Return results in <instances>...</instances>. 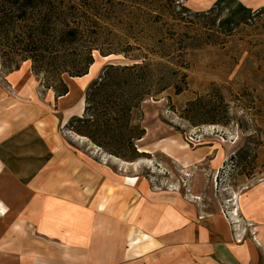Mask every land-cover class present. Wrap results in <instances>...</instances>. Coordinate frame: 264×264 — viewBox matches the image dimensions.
<instances>
[{
    "label": "rangeland",
    "instance_id": "obj_1",
    "mask_svg": "<svg viewBox=\"0 0 264 264\" xmlns=\"http://www.w3.org/2000/svg\"><path fill=\"white\" fill-rule=\"evenodd\" d=\"M62 1L73 10L69 21L77 20V15L79 26L89 29L88 43L82 46L98 49L89 76L50 74L36 57L34 65L23 63L18 73L13 69L16 61L7 62L0 56V99L7 98L5 109L12 112L10 131L14 130L8 135L12 140L5 144L23 146L27 139L42 135L51 140L50 156L64 144L74 154L120 164L89 138L77 134L78 129L129 161L118 159L136 164L132 170L142 173L154 188H180L186 195L197 190L209 208L219 203L222 210L235 207L247 180H264V7L248 8L229 24L225 23L228 0L221 7L216 6L218 0ZM237 1L244 6V0ZM9 6V0H0V18L2 9ZM33 20H15L16 46ZM3 37L0 28V41ZM87 52H81L82 59ZM110 52L113 54L105 56ZM139 58H145L144 67L126 80L118 78L126 84L113 98L110 93L118 86L116 82L92 98L89 115L94 121L89 125L78 122L72 130L75 117L88 118V92L105 69L132 66L140 63L135 61ZM44 62L47 66L50 59ZM10 72H14L12 79ZM62 82L69 92L56 99L64 90ZM49 84L56 88L48 90ZM118 99L122 103L128 100L131 112L122 116L115 105ZM1 119L8 121L0 116V126L5 123ZM7 132L0 129L3 135ZM206 148L229 151L219 171L208 166L214 153L201 163L187 161L188 152ZM135 151L142 156L133 160ZM10 159L19 167L8 165ZM21 163L20 156H0V228L16 223L11 218L12 205L26 195L25 188L16 187L18 181L26 182L21 170L33 165L22 167ZM228 165L235 167L228 170ZM22 227L30 226L24 222Z\"/></svg>",
    "mask_w": 264,
    "mask_h": 264
},
{
    "label": "crops",
    "instance_id": "obj_2",
    "mask_svg": "<svg viewBox=\"0 0 264 264\" xmlns=\"http://www.w3.org/2000/svg\"><path fill=\"white\" fill-rule=\"evenodd\" d=\"M244 1L247 9L264 7V0ZM0 101V116L8 118L1 119L8 134L0 133V156H20L22 167L33 165L21 170L26 182L17 183L26 195L12 205L16 223L0 228V264H264V180H247L238 192L240 226L256 233L255 240L248 233L237 243L220 204L209 208L197 190L186 195L154 188L132 170L135 164L109 154L121 163L74 154L64 144L50 156L51 140L42 135L23 146L5 144L14 133L12 112L5 109L7 98ZM213 153L208 166L219 171L229 151L188 152L187 161L201 163Z\"/></svg>",
    "mask_w": 264,
    "mask_h": 264
},
{
    "label": "trees",
    "instance_id": "obj_3",
    "mask_svg": "<svg viewBox=\"0 0 264 264\" xmlns=\"http://www.w3.org/2000/svg\"><path fill=\"white\" fill-rule=\"evenodd\" d=\"M5 1L6 0H4V3ZM224 3L225 0H218L216 6L221 7ZM9 5V8L6 7L2 9L0 18V28L4 29V37L1 38L0 41V56L4 60L7 59V62L16 61L17 65L15 66L16 68H13L14 70H19L21 65L28 61H31L34 65L36 57L38 62L43 67L45 66L50 74H67L73 78H81L88 74V68L94 63V51L98 49L90 45L82 46L83 43L87 41L86 36L89 34V29L79 26L81 25L79 19L81 18L76 14L74 15H76L77 20L70 19L69 21V16L72 15L73 11L71 7L69 8L68 5H64L62 0H9ZM63 5L64 8H62ZM227 5L229 7V17L225 20V23H234L241 14L247 12V8L237 0H228ZM31 18H34L33 22L25 28V33H23V36H26L27 40L25 41V38L22 37V42L20 41L19 46H16L15 42L16 40L19 41V39H16V28L18 26L15 25V20H28ZM13 34L16 35L13 36ZM10 37H13L14 41H10ZM82 51H88L84 59H82ZM111 54H113V52L107 53L105 56ZM40 57H42V59H40ZM47 57L50 59V62L49 65L46 66L47 63L45 64L44 61ZM141 59L142 61L140 58L135 60L140 63L133 64L132 66H124L122 68H119V66H108L105 69L102 78L88 92L86 99L88 104L85 112L88 118L75 117L76 121L73 123L72 130L78 122L81 125H89L94 121V116L89 115L92 110L90 104L92 98L100 95L102 91L111 87V84L116 82L118 86L110 93V97L113 98L112 94L115 95L118 90L121 91L122 87L126 84L125 81H121L118 78L126 80V76L129 77L132 72L142 69L146 60L145 58ZM72 61H74V63ZM62 85L64 90L56 94V99L66 96L69 92L63 82ZM55 88L56 87L50 84L47 87L48 90H54ZM121 96L123 97V95ZM127 101L128 100H124L123 103L119 101V99L115 101V105L118 104L119 107L117 109L121 110L122 116L131 112V108L127 107ZM139 101H141V99ZM76 133L80 136L89 138L99 149H103L104 153L121 158L105 150L103 146L96 143L93 135L84 133L80 130L78 131V129ZM142 136L138 137L137 140L141 139ZM135 152L137 154L133 160L139 159L142 156V153L138 151ZM121 159L129 161L128 159Z\"/></svg>",
    "mask_w": 264,
    "mask_h": 264
},
{
    "label": "built area",
    "instance_id": "obj_4",
    "mask_svg": "<svg viewBox=\"0 0 264 264\" xmlns=\"http://www.w3.org/2000/svg\"><path fill=\"white\" fill-rule=\"evenodd\" d=\"M234 167H235L234 165H232V166L228 165L227 166L228 170L234 169ZM173 190H180V188L172 189V191ZM195 200L198 201L200 199H199V197H197V198H195ZM222 214L225 217L230 218L231 225L235 228L233 230V233H234V239L237 243H242V241L245 239V237L248 233L255 240V233L256 232H253V229L250 228V226H243V227L240 226L241 218L238 215V208L236 206L233 207V209H231V210L229 207L225 208V210H222Z\"/></svg>",
    "mask_w": 264,
    "mask_h": 264
},
{
    "label": "bare ground",
    "instance_id": "obj_5",
    "mask_svg": "<svg viewBox=\"0 0 264 264\" xmlns=\"http://www.w3.org/2000/svg\"><path fill=\"white\" fill-rule=\"evenodd\" d=\"M242 3H243V2H242ZM258 10H259V9H258ZM106 59H110V58H103V60H106ZM25 64H27V62H26V63H24V65H25ZM88 76H89V74H88V75H86L85 77H88ZM79 79H81V78H79ZM120 163H121V162H120ZM135 165H136V164H135ZM60 193H61V192H60ZM60 193H59V194H60Z\"/></svg>",
    "mask_w": 264,
    "mask_h": 264
}]
</instances>
